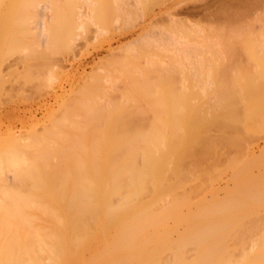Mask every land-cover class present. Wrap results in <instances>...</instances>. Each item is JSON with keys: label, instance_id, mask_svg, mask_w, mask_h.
I'll return each mask as SVG.
<instances>
[{"label": "bare ground", "instance_id": "bare-ground-1", "mask_svg": "<svg viewBox=\"0 0 264 264\" xmlns=\"http://www.w3.org/2000/svg\"><path fill=\"white\" fill-rule=\"evenodd\" d=\"M60 1L61 0H18L17 9V6L15 4L16 0H0V54L3 53L4 55H6L18 50L22 53L25 52L29 54L28 51L30 50H33L34 52H40L39 49H42L41 47H46L49 42L50 31H53L52 29H50L47 11L52 8L54 9V6L55 8L58 7L57 2ZM62 1L67 3V5H69L70 7H73L75 4L77 8L74 10L73 8H71L72 11H69L70 18L66 15L68 21H71V24L69 25L70 27L67 26L70 29V36L71 34H73V36L69 38V42L73 40L75 42L78 40V38L82 37V35L87 30L85 22H83L84 19H88L94 22L92 13L87 12L88 14L85 16L86 13L84 14L85 11L81 7H83L84 4L85 6L87 5V7H90L93 10L95 6V0ZM124 2L126 3V1L124 0H116V5H118V8L115 7L117 10L114 9V11H117V14H115V22H123V20L125 22L132 21V18L134 16L133 14H122L126 12V9L129 8L128 10H130V7L125 6L126 4H124ZM135 2L139 3L140 0H135ZM77 3L79 4L77 5ZM51 5L54 6L51 7ZM15 10H17V14L14 13ZM66 14H68V11L66 12ZM14 16L19 22L16 25L20 28V37H25L26 39L27 36L29 38L32 37L34 39L32 45H29L31 43L26 44V42L23 41L24 38L22 41L18 39L17 41L14 40L18 38L16 36L14 37L15 33L9 34L13 29V25L16 23ZM95 25L99 26L96 23ZM10 26L12 28H10ZM98 28L101 29L102 27L100 26ZM170 28L173 29L174 27H169L168 29H165V27H160L157 32L149 30L140 37L122 46L121 50H118L120 51L119 56L121 55V53H123V56L126 55L131 59L132 57L130 55L136 57L137 53L143 52L142 54H144L145 52L146 57L144 56L143 60H145L146 58V65H153L156 63V57H154V55L157 53L156 50L168 51L173 59V61L171 62L173 63V65L175 64L174 68L172 66V63L169 64L170 68L168 70L170 71L168 73L171 77L170 72L174 70L177 65L180 66L182 64H180L181 60H185L183 61L184 63L188 61L190 63V59L192 58L193 62V57L195 58V56H198V59L200 57L202 58L201 53L205 51V49L203 48H206L208 51H206L207 53L205 52L206 56L209 54V52L217 55L219 54L218 51H221L220 48L223 47H220V43L218 41H211L210 39H212V37L207 41L200 40V43H203V45L205 46L201 47L200 45H198L200 43L196 44L194 41L196 34L194 35V32H192L193 29L189 33L186 31L187 33L184 35L181 33L179 34V30H172ZM6 29L8 32H6ZM15 30L16 27L12 32H15ZM251 31L252 30H250V32ZM99 32H104V29L102 31L100 30ZM244 32L245 30L243 32L238 31L234 34V36H232V34H221L223 40L221 42H227V44L225 43V45L223 43L221 44H223L224 47L228 45V50L225 49V47L222 48V51L223 49H225V52L231 55L235 54L238 51L235 40L239 39L237 38L238 36L246 33ZM250 32L247 33L246 36L251 35ZM259 32L258 34H255V38H264V29L262 30V32ZM223 35L224 37L226 36V38H224ZM220 36H217L218 40ZM202 38L203 37H201L200 39ZM2 39H5V41L3 42ZM225 39H227V41ZM240 40V42L242 43L243 39L240 38ZM19 41L22 43H19ZM254 41L255 39L249 36L246 39L247 45L245 44V42L242 43L243 46L241 48H246L245 51H247L250 56H252L254 52L253 45L257 42L255 41L254 43ZM54 42L56 43V41ZM74 42L71 43L73 44ZM71 43H68L69 46H72ZM261 44L264 45V42H262ZM244 45L246 47H244ZM55 48L53 49L58 50V47ZM72 49V47L69 48V50ZM51 50L52 48L49 49V51ZM151 50H153V53L155 50L156 53L154 55H151ZM195 53H199L200 55H196ZM255 53H257V51H255ZM113 54L117 53L114 52ZM213 54L211 55L213 56ZM202 55L204 58L206 57L204 56V54ZM2 56L3 55H0L1 60L4 59L2 58ZM138 56L139 55H137V57ZM6 57L7 56H5V58ZM138 58H140V56ZM212 59L213 60H210L211 67L208 65L211 68H209V71H206V69H208L207 65L205 70L202 68V64L200 63L203 62L201 61L198 64L199 70L196 69L197 71H191L193 72V74L188 78L191 80V83L190 80L186 79L189 81V83L186 81L188 83V86L186 87H189V92H187L188 95L185 93H183L185 94L183 95L181 92L178 93L179 91H176L175 88H173V86H175V80L173 81L169 77V79H165V83V80L162 77L157 76V83H153L149 79H144L143 81L137 80V82H139V85H137L134 91L130 95H128L129 101H131L129 104L123 102L122 94V96L120 97L121 102L120 100L115 101V99L114 101H111V98H109V106L107 107V103L105 102L106 107H102V103L104 102L100 99L103 98L107 93H109L108 91H110V88L112 87L110 86V84L113 85L115 79L118 77L117 75V77L113 76V72L110 74L108 73V71H106L108 67L106 68L105 63L102 68L100 67L101 69H98L99 74L97 73V76L93 75L95 77H92L97 83L95 85L90 84V86L92 87L87 86L83 89H79L80 91L76 92L75 96L73 97L74 100H72L71 98V103L70 100L68 103H65L66 107L63 109V113L66 116L65 120L63 122H56L53 125L51 124L53 128L47 131V133H45L46 135L43 134L44 136H39L35 132H32L31 134L29 133V136H26L25 134L22 135L21 133V135L19 136L16 133L17 136H10V138L5 139L3 134V137H0V264H66L70 260H76L75 263L77 262L78 264H158L159 260L157 261V259H161V254L159 255L160 257H158L157 255L159 253L158 251L161 250L160 248L172 247L174 243H178V241H180H177L176 237H173L174 239H176V242L174 243V240L169 239L173 235L170 234L171 230L166 227L169 224L167 223V225L165 222L166 220L175 217L174 215L177 216L178 214L177 217H179V213H183L185 215L186 213H190L189 216H193L194 213L195 217L198 215V213L202 214V216L198 215L199 219L207 213L209 214V216L214 215V223L205 226L210 222L207 223L205 222L206 220H204L206 224H203L202 222L203 226H201L200 223L198 224L199 227L198 225H196V221L198 220V217H196L197 219L194 222L197 227H193L194 224L192 225L191 223H189L191 224L190 226H192H189L190 228H188L189 230L191 229V232L188 236H186V234H183V236L185 235L186 237H182L183 241L181 240V242L178 244L183 245V248L184 245L191 244L198 249L197 255L199 254V259L196 263L194 262L195 264H217L219 261H216L214 254L211 252L215 249H220L222 251L224 249L221 238L216 237L220 236L221 234V236H223V233H221L222 231L220 229L221 227L219 226L223 218L221 219L218 214L221 215L224 212L223 214L225 215H227V213L232 215L230 212L237 211L236 213H238V210L240 213L241 211L238 206H242L243 204L239 203L238 205V201L236 203V200L238 199V191L235 189L234 191H228L227 193L229 194V196H227L230 200L229 203L226 201L228 200V198H225V196L227 195L226 193L225 195L223 194L224 196L221 195L223 199L225 198V200H223L221 196L219 198V191L217 190L218 188L222 190V188H220L219 186L218 188L213 186L212 193L209 192L210 194H212L211 196L213 198H208L206 197V195H204L206 198H199L197 200H195V198L203 195L201 193H203V190L205 189L204 186L209 183V181H212L211 183H213V181L216 180L217 177L219 178L222 175L221 172H223V169H219L220 165L218 166V163H221L219 159L220 154L219 158H217V154L220 151L219 147H221L219 145H226L230 142L232 145L234 144L236 148H241L240 144H242V140H245L242 132L248 131L247 129H251V126L253 125L252 123H256L257 118L260 116V114H256V110H253L255 109V105H259L257 107L262 108L260 110L264 111V68L261 69L262 71H260L259 69L260 72L258 73L260 76L256 77V75L252 71H249L250 68L245 69L246 66L244 68L241 66L242 68H238V71H230V67L229 69H226L227 67L224 68L220 61L218 63V61H216L214 58ZM132 60L134 63L136 61V58L135 60ZM132 60H130L129 62L131 63ZM123 61L126 62V60ZM8 63L7 66H9ZM140 63L138 64L140 65ZM160 63H164V61ZM259 63L262 64V62H258L257 64L259 66ZM107 64L111 65L109 63ZM188 64L185 65L187 66ZM207 64H209V62ZM185 65L182 66L183 72H185ZM171 66L173 69L171 68ZM177 67L176 69H178ZM182 67H179L181 69H178L180 70L178 72L179 74L181 73ZM2 70H4V68ZM52 71L53 70H51V72ZM163 71L164 70H162L161 75L166 72ZM211 72L213 73L214 77L211 75ZM0 73H2L1 70ZM129 74H131V72H129ZM166 74H164V76ZM2 75L3 74H0V78ZM207 75L209 79V76H212L213 80H215L216 82L214 83V81L211 79L210 81H213V83H210V81L208 80L210 84H215L214 90H216V98H212L211 96V93L213 92H211L210 90L213 85L211 86L207 82ZM3 76L1 79L5 78H3ZM135 77L134 79H136ZM132 78L133 77L131 76V79ZM118 80L120 79L118 78ZM118 80L116 82H118ZM135 83H133V85ZM161 83H163L164 85ZM207 83L211 87L208 86ZM127 85L125 86L127 87ZM131 86L132 84L130 85V89L132 90ZM208 87L210 88V90L208 89ZM130 89L128 88V93ZM109 94L111 95V93ZM184 96H187L188 99L186 104V99H184ZM141 99L143 103H151L152 108H150V110L147 108H143L144 110H146V112L147 110L151 111V109H153L154 107L156 109V105L160 106V108H165L166 111L170 109L169 114L167 111V116L169 119V121H167V124L169 125L170 132L165 130L166 128H164L161 123L156 124L155 122V126L151 132L143 131H148V129L151 128L143 129L141 124L134 125L139 121L137 119L135 123H132L134 122V117H136L135 115L137 110H135V108L137 109V107L140 106ZM143 99L149 101L144 102L145 100ZM183 99L185 101H183ZM100 101H102V103ZM179 102L184 103L186 106H184L185 109L183 111H181L180 109L181 103L179 104ZM138 103L140 104L139 106L136 105V107L135 104ZM143 103L140 106L141 108L143 107V105L145 106V104ZM242 103H245L243 104V106H245L243 107L245 108V112L241 107ZM146 106L150 107L148 104ZM144 110L142 112L145 113ZM241 110L243 111L241 112ZM260 110L257 108V111ZM152 111L153 112L150 113H153L155 115L158 114V112H155L154 109ZM142 112L140 117L144 115V113L142 115ZM138 113L137 115L140 114ZM155 115L153 116V119L155 117L153 121L157 120V115ZM174 115L176 116L173 118ZM53 116L51 118H53ZM88 116L90 120H87L88 118L86 117ZM140 117L136 118L139 119ZM179 117L182 120H180ZM177 118L178 120H180V123L182 122V125L178 123L177 120H175ZM262 118L264 119V117ZM101 119H104L105 123H101ZM143 120H146V118ZM260 120L262 119L260 118ZM263 121L264 120L261 121L262 124H260V126L263 125ZM183 122L185 124H183ZM261 122H258V127H260L259 123ZM145 123H147V121ZM149 124L152 123H148L146 126L150 127L151 125ZM240 125H242V129ZM245 134L247 133L245 132ZM226 139L228 142H225ZM249 141L250 140L248 139V142ZM184 143L186 144V146ZM231 144L229 146H231ZM183 146L185 147V149H183ZM229 152L231 153V151ZM242 155L244 156V154H240V156L238 155L239 157L236 156V158L238 157L237 159H230L231 161H234L230 162L231 164L228 162L229 160L225 162L229 163L230 165L240 163V169L238 168V170H241V167L245 169V165H241V163H245ZM240 157L242 158V160ZM239 158L242 162L239 161ZM261 161L262 160H260V162ZM263 162L264 161H262V163ZM247 165L248 163L246 164V166ZM248 167H250V165ZM247 170L249 169L246 167L245 172ZM250 171L247 173H251ZM256 175H252L253 178L250 176L251 180H253L254 177L257 178ZM236 176L237 174L235 175V177ZM195 177L196 179L200 178L201 180L199 179L198 183L196 181L194 182L195 185H191L190 183L195 179ZM235 177L234 180H236ZM260 179L261 178L259 177V185L264 182V180L262 181V179ZM251 180H245V188L243 187L244 189H242V191H245L244 196H242V201L243 203L245 202L244 205L246 203L248 204H246L247 206L245 205V207L241 208L242 210H246L244 208H249L247 209L248 211H250L249 213L255 211L254 208L250 206L253 205L256 209V206L259 205L258 203H260L261 205H263L262 202L264 203V187L261 188L260 185V188L263 190H261L259 187L255 188H259L260 190H255L252 186H254L256 183L254 184V181L252 182ZM207 198L209 200H207ZM219 199H222L223 201H225V203H227L224 204L222 203V200L219 201ZM210 200L211 202L207 203ZM214 200L215 202L213 203L212 201ZM252 202L256 203V205H251ZM209 212L217 213V215H210ZM236 213H233L232 218L234 214L236 215ZM257 213L256 215L251 213L255 215V217H249L252 219L256 218L258 220L257 225L254 224L256 222L254 220L256 219H253V222L252 219H247L248 222H246L247 220L245 218L247 217H244L243 213L241 219L243 217L244 220L240 219L241 221L239 222L238 219L237 221H235L237 223L234 222L235 219L232 220L235 225L239 223L241 224V222L244 221V225L246 223V227L250 228V226L248 225H250L249 222L251 221L253 226H258L259 224H262L258 223L259 221L261 222L262 215L260 216L259 214V218L257 216ZM208 214L205 217H207ZM223 214L221 216H223ZM246 214L251 215L248 214V212ZM166 217L168 218L165 219ZM181 217H183V215H181ZM216 217L218 218V220L221 219L218 221L219 225L217 222H215L217 221ZM179 219L180 218H178V220ZM207 220H209V218ZM173 221L174 220H172V222ZM185 221L187 222L188 220ZM200 221L202 220H198L197 223ZM178 222V225L182 224L180 223V221ZM163 225L166 226L161 227ZM178 225L177 227L179 229ZM226 225L231 228V224ZM244 225L242 224V226ZM218 226L220 228H218ZM238 226L236 227L238 228ZM160 227L164 229L161 233H158L160 232L158 230ZM233 227L235 226H233L232 224V228ZM236 227L235 229H233L235 232L238 231ZM231 229L228 231L226 227V229L223 231L226 232L227 230L228 232L231 231L230 233H232L233 230ZM261 229L263 228L261 227ZM261 229H259V233L263 231H260ZM248 230L249 229H247V233H249ZM182 231H180V233H184V230ZM244 231L241 233L243 234ZM258 232L256 230L254 233L257 234ZM215 233L221 234H216L215 236ZM230 233L228 236L230 240L228 241L231 242L232 237H230ZM252 233L251 237L254 238L255 235L253 236ZM237 234L238 233H236V235ZM180 235L182 236V234ZM236 235L234 237L238 239L237 237L239 236V234L237 236ZM248 235L250 237V234ZM213 236H215L217 239H213ZM234 237L232 238V240L234 239ZM246 237L247 236H243L242 238H239L242 240ZM259 239L260 242H257L260 243V246L264 248V234ZM241 240L238 241L241 242ZM238 241L236 242V244L240 243ZM244 242H247V240H243V244ZM258 243L254 242V244L256 245ZM234 245L235 243L233 244V248H237V245ZM260 246H257L255 248H260ZM72 247L74 248V251L72 250ZM174 247L176 248V246ZM162 249L165 250L164 248ZM237 249H235V251ZM243 249L241 250V252H243ZM247 249H245V252ZM163 250L162 253L164 254ZM189 250L190 251L188 253H191L193 251L191 250V248ZM168 251L165 250V255ZM215 252L216 251H214V253ZM247 252L244 256V259L241 260V258L239 257V262L243 261L240 262V264L249 263L248 258L251 259V256L247 254L251 253L252 255V252ZM217 253H219L218 250ZM224 253L225 255H222L221 251L219 253L222 258L218 254V256L221 258L220 262L222 264H228L230 263L228 262L230 261L228 258L230 256H226V254H228L227 251ZM260 253H262V251H258L257 254ZM86 254H90L91 256H88L89 258H86ZM192 254H190V256ZM195 254L196 252L194 253V255ZM257 254L253 253V256L255 255L254 258L257 256ZM178 255L179 254H177V256ZM194 255H192V257H194ZM190 256L187 257H189L190 259ZM187 257H184V259H187V261L189 262V259ZM197 257L198 256H196V258H193V260L197 259ZM223 257H227V259L224 258V260ZM181 259L182 258H180V260ZM222 259L224 261H221ZM256 259H258V257ZM256 259L254 260L255 262L259 260ZM262 260L264 262V259H260V261ZM160 262L161 263L159 264H162V260ZM174 262L175 261H173V263ZM239 262L237 261L236 264H238Z\"/></svg>", "mask_w": 264, "mask_h": 264}, {"label": "rangeland", "instance_id": "rangeland-1", "mask_svg": "<svg viewBox=\"0 0 264 264\" xmlns=\"http://www.w3.org/2000/svg\"><path fill=\"white\" fill-rule=\"evenodd\" d=\"M61 1L57 2V5H58V7H56L57 9L54 6L56 4H54V5H51V7L54 6V9L52 8V9H49L47 11L48 22H49V25H50V29H52L53 31H50L49 42H48L47 46L45 45L46 47H41L42 49H39L40 52H34L33 50L32 51L30 50V51H28V53L30 55L25 53V52L22 53L19 50H18L19 52L13 50L14 52L13 53L12 52L9 53L10 55L9 54L4 55L3 53L0 54V55L4 56V57L2 56V58H4L2 60H1V57H0V62H1V64H3V65L0 64L2 66V68L0 66V70L2 71V73H0V74L4 75V76L2 75L3 78L5 77L4 79H1L2 78V76H1V78H0L1 89L3 87L2 91L0 89V137L1 138L3 136H4L5 139L10 138V136L11 137H13V136L15 137L16 133L19 136L21 134L22 135L25 134L26 136H29L32 132H35L39 136H42L43 134L46 135L45 133H47V131H49V130H51L53 128L52 125L54 123L61 122V121L63 122L65 120L66 116L63 113L64 112L63 109L66 107L65 103H68L69 100H70V103H71L72 100H74L73 97L75 96L76 92L80 91L79 89H83V88H85L87 86L89 87L90 84L91 85H95L97 83L94 80V78H92V77H95V76H97L99 74V70L98 69H101L103 67V65H105V63H106V65H105L106 68L108 67L106 71H108V73H110V74L113 72L112 75L113 76L117 75L118 77L117 76H116L117 78L115 77L116 78L115 81H114L115 85H114V83H113V85L110 84V86L113 87V88L111 87L112 89L110 88V91H108L109 93H111V95L109 93H107L108 94V95L106 94L107 97L105 95L103 98L100 99V100H102L104 102V103H102V101H100L102 103V107H106L105 106L106 103H107V107L109 106V98H111L110 99L111 101L112 100L114 101V99H115V101L116 100H120V102H121V98L120 97L122 96V94H123V96H122L123 102L129 104L131 101H129V96L128 95H130L134 91L135 87L137 85H139V82H137V80H142L143 81L144 79H149L151 82L157 83L158 77H162L164 80L166 78L169 79L170 74L168 72L170 70H168V69L170 68L169 64L172 63L171 61H173V59H172V56L168 53V51L156 50V52L158 54H160V55H158L155 52V50H154V53H153V50H151L150 51L151 55H154L156 53L154 55V57H156V60H155L156 63L153 64V65H150V64L146 65L147 64L145 62V61H147L146 58H145V60H143L144 59L143 57L144 56L146 57V53L145 52H144V54H142L143 52L142 53H140V52L137 53L136 57L130 55L132 57L130 59L126 55L123 56V53H121V55L119 56V52L120 51H118L119 49L121 50L122 46H124L125 44L133 41L134 39H136L138 37H140L141 35L145 34L149 30L157 32V30H159L160 27H165V29H168L169 27H174L173 29L172 28H170V29H172V30L177 29V30H179V34L181 33V34H184V35L187 32L188 33L191 32L192 29H193L192 32H194V35L196 34L195 38H194V41H195L196 44L200 43V40L201 41H204V40L207 41L209 38L212 37V39H210L211 41H213V42H217L218 41L220 43V47L221 46H223L222 48L226 47L225 49H227V50H228V45L224 47L225 43L227 44V42H225V41L221 42V41H223L221 34H228V35L232 34V36H234V34L237 33L238 31L243 32L245 30V32H246V33L244 32L245 34H242L241 36H238L237 37V38H239L238 40H235L236 41V46L238 47V51L235 54H233V55L225 52L224 51L225 49H223V51H222V48H220L221 51H218L219 54H217L220 58L217 55H214L212 52H209V54L207 55V56H209V55L213 54V56L211 55V56H209L210 57L209 58V57L206 56V53L208 52L207 49L203 48V49H205V51L203 53H201V56H202L203 59L200 57L201 58V60H200V58L198 59V56H195V58L193 57V62H192V58L190 59V63L192 62L191 64L189 63V61L184 63L183 61H185V60H181L180 64L184 63L183 65H185V64L189 63L187 66L185 65L186 66L184 68L185 72H183V67H182L183 65L182 64L180 66L177 65L178 67L176 66L178 69H181L179 67H182V70H181L182 74L178 73L180 70L176 69V67H175L174 70H172L170 72L171 73L170 79H172L173 81L175 80L174 81V85L175 86H173V88H175L176 91H179L178 93L181 92L182 94L185 93V94L188 95L187 92H189L188 91L189 87H186V86H188V83H189L188 80H190L188 78L192 76V74H193V72H191L192 70H196V69L199 70L198 69L199 68L198 64H199L200 61L203 62V63H200V64H202V68L204 70L206 69V65H207L208 69H206V71L207 70L209 71L211 69L210 68L211 67V63H210L211 61L210 60H213L212 58H214L216 61H218V63L220 61L222 66H224V68L227 67L226 69H229V67H230V69H229L230 71H233V70L234 71H238V68L241 69L242 67L244 68L246 66L245 69L250 68L249 71H252L256 75V77L260 76L258 72L262 71L261 69L264 68V65H263L264 64V62H263L264 61V45L261 44L262 42H264V38H258V37L255 38L256 37L255 34L256 33L258 34L259 31L262 32V30L264 29V0H142V1L140 0L141 3L140 2L136 3L135 0H128V1L124 0V1H126V3L124 2V4H126L125 6H129L131 11L128 10L129 9L128 8V9H126V12L127 11L128 12L127 13L125 12V13H122V14L123 15L124 14L127 15V14L131 13V14L134 15V16L132 15L133 16L132 21H128V22H125L123 19H121V20H123V22L122 21H118V22L116 21L115 22V20H116L115 19V16H116L115 14H117V11H114V9L118 8L117 7L118 5H116V0H115V2H114V0H95V2H94L95 6H94L93 10L90 7H87V5L85 6L84 4H83V7H81L85 11L84 12L82 10L84 12V14L86 13L85 16L88 13H92V15L94 17V22L90 21L88 19H84L83 22H85V26H86L87 30L82 35V37L78 38L77 41H75V42H74V40L71 41V42H74L75 44L74 43L72 44L71 42H69V38L71 36H73V34H71V36H70V31H69L70 29L68 27H70L69 25L71 24V21L70 20L68 21L67 16H69V18H70V12L69 11H72L71 8H73V10L77 9V8H76L75 4H74L75 7L74 6L70 7L69 5H67V3H65L64 1H62V2ZM17 2H18V0H16V3H15L16 6L18 5ZM128 2H129V4H128ZM78 4L79 3H77V5ZM81 4H82V2H81ZM16 8L18 9V6ZM67 11H68V14H66ZM16 12H17V10H15L14 13H16ZM14 19H15L16 23L14 25L12 23V25H13V29L16 27V30H15V32H12L13 31V29H12V31H10L11 33H9V34H14L15 33L14 37L16 36L18 38L14 39V40L17 41V39H18V40L22 41L23 38H24L23 41L26 42V44L31 43L29 45H32L33 40H34L32 37L29 38L27 36V39L25 37H23V38L20 37V30H19L20 28H19V26L17 27V25H16L19 22L17 21L16 17ZM95 23L98 24L99 26H96ZM100 26L102 27L101 29L98 28ZM10 28H12V27L10 26ZM7 29H6V32H8ZM103 29H104V32H102V33L99 32L100 30L102 31ZM249 29L254 31V32L251 31L252 32L251 33ZM249 32H250V34L252 36L251 35L246 36V34L249 33ZM214 34L215 35L217 34V35L215 36ZM217 36H220L219 40H218ZM249 36L254 38L255 41H257L256 44L253 45L254 52H253L252 56H250L247 53V51H245L246 48L245 49L241 48L243 46L242 43L245 42V44H246V39ZM257 36H259V35H257ZM201 37H203L202 38L203 40L200 39ZM223 37H224V35H223ZM224 38H226V36ZM240 38L244 40V41L242 40V43L240 42L241 41ZM2 40H3V42L5 41V39H2ZM225 40L227 41V39H225ZM54 41H56V43ZM211 41H209V42H211ZM255 41H254V43H255ZM260 41H261V43H260ZM17 43H16V45H17ZM19 43H22V42L19 41ZM68 43L69 44L71 43L72 46H69ZM221 43H223L224 45L221 44ZM257 44H259V45H257ZM198 45H200L201 47L204 46L203 43L202 44L200 43ZM55 47H58L57 48L58 50H54L53 48H55ZM71 47L73 49L69 50V48H71ZM244 47H246V46L244 45ZM50 48H52V50H54V51L51 50L52 53H51V51H49ZM3 51H1V52H3ZM5 51H7V50H5ZM255 51H257V53H255ZM44 52H45V54H44ZM114 52H116L118 55L117 54H113ZM4 53H6V52H4ZM195 54L196 55H200L199 53H195ZM202 54H204V56H206V57L204 58ZM137 55H139L140 58H138L139 56L137 57ZM5 56H7V57L5 58ZM141 56H142V58H141ZM135 58H136V61L133 63L132 59L135 60ZM207 58H208V60H207ZM123 60H126V62L123 61ZM130 60H132L131 63L129 62ZM161 60L164 61L165 64L164 63H160V62H162ZM202 60H204V61H202ZM256 61H257V63L258 62H262V64L259 63L260 64V66H259L256 63ZM208 62H209V64H207ZM7 63H8L9 66H7ZM107 63H109L111 65H108ZM138 63H140V65ZM135 64H136V66H135ZM109 66H111V67H109ZM172 66L174 68L175 64L173 65V63H172ZM172 66H171V68H172ZM136 67L139 69L140 72L138 71V69ZM159 67H161V68H159ZM3 68H4V70H2ZM127 68H128V70H127ZM165 68L168 71H166ZM259 69H260V71H259ZM51 70H53L52 71L53 73L51 72ZM109 70H110V72H109ZM162 70H164L166 72L161 75ZM189 71H190V73H189ZM118 72H119V74H118ZM129 72H131V74H129ZM157 72L158 73L160 72L159 73L160 75ZM132 73H135L136 75L137 74L138 75L136 76L135 74H132ZM120 74L121 75L123 74L124 76L123 75L121 76ZM164 74H166L165 76H167V77H165ZM93 75H95V76H93ZM152 75H153V77H152ZM211 75L213 76L212 72H211ZM131 76L133 77L132 78L133 80L131 79ZM212 76H209L210 77V79H209L208 75H207V82H208V80L209 81L211 79L213 80ZM134 77L136 79H134ZM118 78L120 80H118ZM176 79H177V81H176ZM186 79H188V80H186ZM117 80H118V82H116ZM124 80L125 81L127 80V81L125 82ZM92 81L95 82V83H93ZM213 81H214V83H216L215 80H213ZM213 81H210V83L211 82L213 83ZM133 83H135V84L133 85ZM165 83H166V80H165ZM184 83H186V84H184ZM190 83H191V80H190ZM208 83H207L208 86H210V85L212 86L213 85V84H210V83H209L210 84L209 85ZM131 84H132V86H131L132 90L130 89V85ZM161 84H163V83H161ZM178 84H179V86H178ZM261 84H263V83H261ZM125 85H127V87ZM214 86H215V84L212 86L211 90L208 87V89L211 92L214 93V97H213V93H211L212 94L211 95L212 98H216V92H215L216 90H214ZM263 86H264V84H263ZM90 87H92V86H90ZM128 88L130 89L129 93H128ZM185 94H183V95H185ZM71 98H72V100H71ZM124 99H126L127 101L124 100ZM184 99H186V101ZM184 99H183V101H185V104H186L187 100H188L187 96H184ZM143 100H145L144 102H146V101L148 102L149 101V100H146V99H143ZM140 101H141V104H142L143 103L142 99ZM183 101H181V102H183ZM181 102H179V104ZM139 104L140 103L135 104V106L136 105L139 106ZM141 104H140V106H141ZM143 104H145V106L148 104L150 107H148V106L145 107L143 105L142 108L139 106L141 108L140 109L139 107L136 106L137 107V109L135 108V110H137L136 115H135L136 117H140L141 112L144 110L143 108H147L149 110H150V108H152L151 107V103L149 104V102L148 103H143ZM185 104L181 103V105H180L181 106V108H180L181 111H183L185 109V107H186ZM243 104H245V103H242L241 107H242V109L245 112V108H243L245 106H243ZM257 106H259V105L256 104L255 105V109H253V110L254 111L256 110V114L257 115L260 114L261 117L259 116L257 118L256 123H252L253 125L251 124L253 126V127L251 126V129H247L249 132L245 131L247 134H245V132L241 131L242 135L245 138V140H242V144H240L241 142L238 140L240 142L239 144L241 145V148L240 147L236 148L234 146V144L232 145L230 142L229 143L231 144V146H229L230 145L229 143L226 144V145H224V144L219 145L221 147H219L220 151L217 154V158H219V154H220V158L219 159H220L221 163H218V166L220 165L219 169H223V172H221L222 175L221 176L219 175L220 177L219 178L217 177L218 180L216 178V180H214L213 183H211L212 181H209V183H211V184H209V183L206 184L205 183L206 184L204 186L205 189L203 188L204 189L203 193H201L203 195H200V197H198V198L196 197L195 198V200H197L199 198H204L205 197L204 195H206V197H208V198H210V197L213 198L211 196L212 194H210V193H212V187L215 186L216 188H218V186H219L220 188H222V190L219 189V188L217 190V191H219L218 192L219 193V198H220L221 195L224 196L225 193L227 194L228 191H234V189H235V190L238 191V199L236 200V203L238 201V205H239V203L243 204L242 206H238L240 208V211H241L240 213L241 214L239 213V210H238V213H236L237 211L230 212L232 215H233L234 212L236 213V215L234 214L235 217L233 216V218H232V215H230L228 213H227L228 216L223 214L224 212L222 213L223 216H221L222 214L221 215L218 214V216H220L221 219L223 218V220H225V221L222 220L220 222V225H219L218 221L221 220V219L218 220V218H217L218 216L216 217L217 221H215V222H217L218 225L221 227L220 228L218 226V228L221 229V231H222L221 233H223V236H221L222 235L221 233H215L214 235L216 236V234L217 235L221 234L220 236H216V237L217 238H221L222 244H223V247H224L223 251L220 250V249H215V250H213L211 252V253L214 254L216 261H219L217 264H222L220 262V259L222 258V256L219 254L220 251H221L222 255H225L224 252H226V251L228 252V254H226L227 257L230 256V257H228L229 260H230V261H228V262H230L228 264H231V263L232 264H236L237 261L239 262L240 258H241V260L244 259V256L246 255L247 251L248 252H252V255H251V253L247 254V255L251 256L250 257L251 259L248 258V262L250 264H254V263L255 264H264L263 260L260 261V259H264V255H263L264 254L263 253L264 248L260 246V243H258V242H260L259 238H261V236L264 234V203L262 202L263 205L258 203L259 205L256 206V209H255V206L252 205V204L256 205V203L252 202L251 203L252 206H250V207H253L254 210H255L254 212L252 211L251 213L256 215V213L258 212L257 213L258 217H259V214H260V216L262 215L261 216V222L260 221L258 222V223H262V224L261 225L259 224L258 226H255V225H257V221H258L256 218H253V219H256V220H254L256 222L254 223L255 225L253 226V224H252L253 219L249 218V217L250 216L251 217L252 216L255 217V215L249 213L250 211L247 210L249 208H244L246 210H242V208H241V207H245V205L248 204V203H246L244 205L245 202L243 203V201H242V198H243L242 196H244V192H245V191H242V189L245 188L244 187V185H245L244 181L245 180H247V181H248V179L251 180L250 176L253 178V176H255L257 174L256 175L257 178L254 177V179H256V180L253 179L251 181L252 182L254 181V184L256 183L258 185L255 184L252 187L255 190L257 189L255 187H259L260 188V185H261V188L264 187V184H263L264 182L262 184H260V185H259V182H258V178L259 177L262 179V181L264 180V173H263V171H264V162L262 163V161H264V152H263L264 151V128H263L264 127V121H263V125L260 126V124H262L261 121L264 120L262 118V117H264V114H262V113H264V111L260 110L262 108L257 107ZM253 108H254V104H253ZM257 108L261 112L257 111ZM263 108H264V106H263ZM153 109L155 110V112H158V114H156L157 115V117H156L157 120L156 121H153L155 119V117L153 119V116L155 114L150 113V112H153L152 111ZM153 109H151V111L147 110V112H146V110H144L146 114L144 112H142V115H143V113H144V115L142 116L143 118L140 117L141 121H140V118L138 119V118L134 117V120H133L134 122H132V123H135L136 119H137V120H139L138 121L139 123L137 122L134 125L141 124L143 129L151 128V129H148V131L143 130L144 132H151L152 129L154 128V126H155L154 125L155 122H156V124L157 123H161L164 126V128H166L165 130L170 132L169 125L167 124V121H169L168 116H167V111H168V114H169V112H170L169 110L170 109H168L166 111L165 108L164 109L162 107L160 108V106H158V105H156V109H155V107ZM243 110H241V112ZM247 110H249V109H247ZM137 113L139 115H137ZM52 114L55 115V116H53ZM149 114H151V115H149ZM52 116H53V118H51ZM175 116L176 115H174L173 118ZM48 117H50V118H48ZM86 118H88L87 120H90L89 116L86 117ZM145 118H146V120H143ZM260 118L262 120H260ZM175 120H177V122L180 123V120H182V119L180 118V120H178V118H177ZM146 121H147V123H145ZM140 122H142V123H140ZM258 122H261V123H259L260 127H258ZM101 123H105L104 119H101ZM148 123H152L153 125L149 124L151 126L148 127V126H146ZM180 124L182 125V122ZM183 124H185V123L183 122ZM48 125H50V126H48ZM31 127H32V129H31ZM240 127L242 129V125H240ZM243 127H244V125H243ZM241 129H239V130H241ZM8 132H9V134H8ZM255 133H257V134H255ZM5 135H7V136H5ZM239 135H240V132H239ZM243 136H241V137H243ZM240 139H242V138H240ZM248 139L250 140L249 142H248ZM252 139H253V141H252ZM226 141H227V139L225 140V142ZM221 143H224V142H221ZM185 146H186V144H185ZM183 149H185V147ZM243 149H245V150H243ZM229 151H231V153ZM237 153H239V154H237ZM240 154H244V156L242 155V157H243L245 163L247 161L248 165L246 166L247 163L246 164L245 163H241L242 166H243V164L245 165V169H243V167H241V170H238V168L240 169V163L238 162L239 164H235L234 163L235 165H233V164L230 165L231 164L230 162H234V161H231L230 159H232V158L234 159V158H236V156H238V155L240 156ZM240 158H239V161L242 160V158H241V160H240ZM227 160H229L228 162L230 164L225 162ZM260 160H262V161L260 162ZM254 161H255V164H254ZM225 163L228 164V165H226ZM249 165H250L251 169H250V167H248ZM225 166H227L229 168H227ZM246 167L249 170H247L245 172ZM250 170H252V171H250ZM249 171L251 173H247ZM234 172L237 174L236 177H235L236 174ZM252 173H254V174H252ZM249 174H252L253 176L249 175ZM242 175H243V177H242ZM262 176H263V178H262ZM234 177L236 178V180H234ZM195 179H196V177H195ZM195 179L190 183L191 185H195L194 182H196V181L198 183L199 182L198 180L200 178L199 179L197 178L196 180ZM245 183H247V182H245ZM251 185H253V184H251ZM190 186H188V187H190ZM207 186H209V187H207ZM247 188H249V187H247ZM259 188L257 190L261 189V188L260 189ZM228 189H230V190H228ZM223 190H225V191H223ZM261 190H263V189H261ZM222 196H221V198H222ZM227 196H229V194H227L225 196V198ZM208 198H207V200H209ZM225 198L224 199L222 198V199L225 200ZM222 199H219V201H221ZM223 200H222V203H224V204H226L227 202L228 203L230 202L229 198H228V200H226L227 201L226 203ZM210 202H211V200L209 202H207V203H210ZM212 202L214 203L215 200L212 201ZM246 211L248 212V214H251V215H247ZM209 213H210V215L211 214L212 215L213 214L217 215V213H211V212H209ZM242 213L243 214L245 213L244 217H247V218H245L246 220L247 219L248 220L252 219V222L250 221L249 222L250 225H248V226H250V228L246 227L247 226L246 223L244 225V221L241 222V224L239 223L243 219V217L241 219V216H243ZM187 214L188 213H186V215L183 214V213H179V217H177L178 214H177V216L174 215L175 216V217H173L174 219L169 217L171 219L165 221L166 224L168 223L169 225L167 224L168 226H166V225L161 226V227L166 226V227L169 228V230H171L170 234L173 235V236L170 235L171 238H169V239L174 240L173 243L176 242V239H174L173 237H176L177 241L180 240V241H178V243H180L181 240H182V237L184 238V237L189 235V233L191 232L190 231L191 229L189 230L188 228L192 227V226H190L191 224L192 225L194 224L193 227H197L196 225H198L200 223H201L200 225L203 226L202 222H203V224H206L205 222H207V223L210 222V223L206 224L205 226L211 225L212 223H214V215L213 216H209V214L207 213L208 214L207 217L209 218V220H207L208 218L205 217L207 214L203 215L204 218L200 217V219H199L198 215L202 216V214L198 213V215L196 217H198V220H202V221L197 223V221H198L197 220L196 221V225H195L194 221L197 219L194 216L195 214L193 213V216L192 215L189 216L190 213L188 215ZM181 215H183V217H181ZM236 216H238V217H236ZM225 217H227V218L229 217V218L227 219ZM167 218L168 217H166L165 219H167ZM178 218H180V219L178 220ZM232 219L233 220L235 219L234 222L239 219V222H238L239 224L235 225V223H237V222L234 223ZM172 220H174V221L172 222ZM185 220H188L187 221L188 224H187V222ZM191 220H192L193 223L191 222ZM204 220H206V221L204 222ZM248 220L246 222H248ZM178 221H180V223H182V224L178 225V223H179ZM175 222H176V224H175ZM189 223H191V224H189ZM226 224H228V225L231 224L230 225L231 228H232V224L235 227L239 225L238 228L236 227V229L238 231L235 232L233 230V229H235V227H233L231 229ZM242 224L244 226H242ZM177 225L179 226V229H178ZM156 227H154V228H156ZM161 227L159 229L157 228L160 231L158 233H161L163 231L164 228H161ZM198 227H199V225H198ZM226 227H227L228 231L231 229V230H233L232 233H235V234L230 233L231 231L230 232H228L227 230H226V232L223 231V230L226 229ZM256 227H258V228H256ZM261 227L263 229H261ZM243 229L246 230V231H244ZM247 229H249L248 230L249 233H247ZM259 229H261L260 231H262V230L263 231L261 233H259L258 232ZM182 230H184V233H180V231H182ZM185 230H186V232H185ZM242 230L244 231L243 234H245V235H243L241 233V232H243ZM252 230L253 231L257 230L258 233L255 234L254 233L255 231L253 232ZM250 232L251 233L253 232L252 233L253 236L255 235L254 238L251 237V233ZM229 233L231 234L230 237H232V238L236 235V233H238L239 234V236L237 237L238 239H236L234 237L233 240L231 238V242L228 241V240H230V238L228 237ZM180 234H182V236ZM183 234H186V236L185 235L183 236ZM248 234H250V237H249ZM161 235H163V234H161ZM179 236H181V237H179ZM215 236H213L214 237L213 239L216 238ZM243 236L244 237L247 236V237L241 240L239 237L242 238ZM238 240H241V242L238 241ZM243 240H247V242H244V244H243ZM233 241H234L235 245H237L236 247L238 249L235 248V247L233 248V244H234ZM237 241L240 242V243L236 244ZM254 242L258 243V244L256 245V244H254ZM178 243H174L172 245V247H161L160 248L161 250H159L158 251L159 253L157 254L158 257H160L159 255L161 254V259L156 257V258H158L157 261L159 260L158 262L161 263L160 261L162 260V264H176V263L177 264H184V262H185V264H187V263L195 264L198 261V259H199V254L197 255L198 249L196 247H194L193 245H191V244H186V245H184V248L187 249L186 250V249L183 248V245L178 244ZM247 245H248V247H247ZM251 245L254 246V247H252ZM174 246H176L177 249ZM257 246H260V248H255ZM179 247H180V249H179ZM162 248H164L167 251L169 250L167 252V254L168 253H170V254H168V255L166 254L165 255V250H163ZM188 248L189 249L191 248V250H193V251L191 253H188L190 251ZM241 248L243 249V252H241V250H242ZM235 249H237L238 251L237 250L235 251ZM245 249H247L246 252H245ZM72 250L74 251L73 247H72ZM162 250H163L164 254L162 253ZM180 250L182 252L184 251L183 254H182V252ZM185 250H186V252H185ZM217 250H218L219 253H217ZM214 251H216V252L214 253ZM258 251L259 252L262 251L263 254L262 253L257 254ZM195 252H196V254L194 255ZM231 252H233V253H231ZM216 253H217V255H216ZM253 253L257 254V256L255 258H254L255 255L253 256ZM177 254H179V255L177 256ZM190 254L194 255V257H192V255L190 256ZM218 254H219V256L221 258L218 256ZM261 254H262V256H261ZM175 255H176V257H175ZM232 255H234L238 259H236ZM85 256H86V258H89L88 256H91V255L90 254L89 255L86 254ZM187 256H190V259ZM196 256H198L197 259L193 260V258H196ZM252 256H253V258H252ZM184 257L185 258L187 257L189 259V262L187 261V259H184ZM227 257H223V259L224 258L227 259ZM257 257H258L259 260L256 259ZM180 258H182L183 260L182 259L180 260ZM174 259H176V260H174ZM223 259L221 261L225 260V259L224 260ZM255 259L258 260L259 262L258 261L255 262L254 261ZM75 261L74 260H70L66 264H73V263H75ZM173 261H175V262L173 263ZM251 261H253V262H251ZM240 262H243V261H240ZM240 262L238 264H240ZM249 263H247V264H249ZM75 264H78V263L76 262ZM82 264H84V263H82Z\"/></svg>", "mask_w": 264, "mask_h": 264}]
</instances>
